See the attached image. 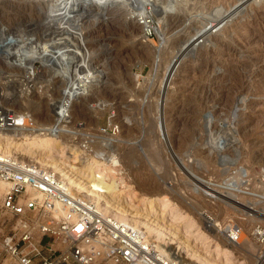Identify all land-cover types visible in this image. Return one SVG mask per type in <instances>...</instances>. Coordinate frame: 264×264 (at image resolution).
I'll return each mask as SVG.
<instances>
[{
  "label": "rangeland",
  "instance_id": "rangeland-1",
  "mask_svg": "<svg viewBox=\"0 0 264 264\" xmlns=\"http://www.w3.org/2000/svg\"><path fill=\"white\" fill-rule=\"evenodd\" d=\"M135 4L0 0L2 42L22 38L36 49L83 33L72 73L84 65L103 71L63 121L55 115L70 81L49 84L50 68L38 60L43 82L28 87L23 67L0 55V96L39 124L58 119L53 123L67 126L60 137L69 145L66 156L69 140L79 144L76 126L96 131L117 124L113 162L142 197L168 195L194 228L233 252V264H252L264 247L252 239L253 228L264 225V0H160L152 10L159 30L150 38ZM25 98L40 104L23 109ZM237 228L239 240L228 233Z\"/></svg>",
  "mask_w": 264,
  "mask_h": 264
},
{
  "label": "built area",
  "instance_id": "built-area-1",
  "mask_svg": "<svg viewBox=\"0 0 264 264\" xmlns=\"http://www.w3.org/2000/svg\"><path fill=\"white\" fill-rule=\"evenodd\" d=\"M136 16L143 35L154 36V11ZM14 126L58 130L53 122L39 124L29 111L7 107L0 96V128ZM118 129L111 124L96 131L80 125L72 130L74 137L80 134L85 154L104 157L113 152ZM0 180L8 183L0 204V264L7 257L13 264H198L77 192L51 166L0 152ZM256 230L255 238L264 241V225L258 224L252 233ZM228 233L235 240L241 237L238 228ZM261 250L264 254V247Z\"/></svg>",
  "mask_w": 264,
  "mask_h": 264
},
{
  "label": "bare ground",
  "instance_id": "bare-ground-1",
  "mask_svg": "<svg viewBox=\"0 0 264 264\" xmlns=\"http://www.w3.org/2000/svg\"><path fill=\"white\" fill-rule=\"evenodd\" d=\"M134 2L139 7L138 11L144 13L156 9L160 0H134ZM160 9L164 15L170 14L169 8L160 7ZM157 30H159V25H157ZM84 39L85 35L80 33V36H70L65 42H61L58 39L47 40L36 49L29 47L30 45L26 46L21 42L22 38L5 42L0 40V55L23 67L22 70L26 72L27 76L22 81L28 87L35 88L39 83L43 82L42 79H38L39 73L36 68V61L38 60L44 66L50 68L49 84L57 77L66 78L65 80L70 81L66 86L64 96L59 102L60 105H57L59 112L55 115L58 119L63 118L62 120L64 121L65 118L69 119L70 117V110L65 115V109L67 107V109H70L75 100L86 96L87 89L91 86V83L103 74L98 65H95V67L87 66L86 68L85 65L80 66L79 64L80 67H76L77 72L75 74L74 72L72 73L71 64L73 60L82 57L79 52L81 53V48L83 49L81 45L84 43ZM25 40L27 39L25 38ZM30 41H32L31 38ZM38 89L40 88L38 87ZM24 101L26 106L22 104L23 109H29V106L40 104L30 98H25ZM57 120L53 119L51 122L57 123ZM58 122L62 123L61 121ZM64 127L67 126L58 127V130L51 132L27 129L20 126L6 129L0 128V152L1 154L20 155L22 158H30V160H36L55 168L72 184L77 192L95 200L105 210L113 212L121 220L144 230L147 235L153 237L163 246L176 244V247L170 246V248L177 249L178 252L182 251L186 254V258L193 260L192 262L198 264L234 263L233 252L219 243H213L209 236L199 227L194 228V220L181 212L168 195L142 197V194L136 190L135 186L127 181L125 173L122 172L123 168L120 167L121 164L118 166L115 163L118 161L116 157L118 153H114L115 156L113 157L111 156L112 152L104 157L85 154L79 144L76 145L75 142L69 140V144L73 145V147L70 146V154L66 156L65 153L69 145L60 139L65 131ZM69 130L67 132H70ZM7 189L8 183L0 180V194ZM139 202H142L143 208L140 205L137 206ZM259 214L264 217V210H261ZM246 216L241 218L245 219ZM182 222H185V226H182ZM241 230L243 233L245 232L244 227ZM256 236L257 230L252 235V239L259 245L264 243V241L259 242L255 238ZM167 239L170 240V244H167ZM261 251H259L260 253L254 251L252 264H264V254ZM3 264H13V261L7 257ZM240 264H244V262Z\"/></svg>",
  "mask_w": 264,
  "mask_h": 264
}]
</instances>
